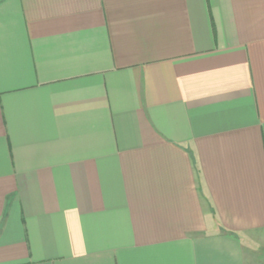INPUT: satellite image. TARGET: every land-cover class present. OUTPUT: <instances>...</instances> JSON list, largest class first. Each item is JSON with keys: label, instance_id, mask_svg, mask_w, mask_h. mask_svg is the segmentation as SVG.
I'll return each mask as SVG.
<instances>
[{"label": "crops", "instance_id": "1", "mask_svg": "<svg viewBox=\"0 0 264 264\" xmlns=\"http://www.w3.org/2000/svg\"><path fill=\"white\" fill-rule=\"evenodd\" d=\"M0 264H264V0H0Z\"/></svg>", "mask_w": 264, "mask_h": 264}]
</instances>
